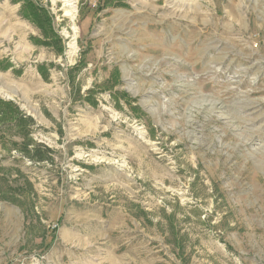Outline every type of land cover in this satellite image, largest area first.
Masks as SVG:
<instances>
[{"label":"rangeland","instance_id":"rangeland-1","mask_svg":"<svg viewBox=\"0 0 264 264\" xmlns=\"http://www.w3.org/2000/svg\"><path fill=\"white\" fill-rule=\"evenodd\" d=\"M24 2L0 0V98L33 120L0 121V264H264V0H33L63 53Z\"/></svg>","mask_w":264,"mask_h":264},{"label":"trees","instance_id":"trees-1","mask_svg":"<svg viewBox=\"0 0 264 264\" xmlns=\"http://www.w3.org/2000/svg\"><path fill=\"white\" fill-rule=\"evenodd\" d=\"M120 6H125L126 4L121 2L119 3ZM24 12H23V11ZM21 11L24 13L25 18L30 19L31 21L35 22V24L39 27L42 37H35L32 38V40L37 44H42L46 46H54L58 48V51L60 53H63L64 45L62 43V38L59 36L57 32L54 31V28L52 26L51 22V16L49 15L48 10L43 6H38L33 2V0H25V2L22 4ZM84 63L80 64L83 65ZM52 65L47 62H41L36 65L37 70L41 74L44 80H48L50 77V71L49 66ZM79 66H74L71 69H77ZM118 95H123V97L128 101V103L131 105V108L134 111H141L140 107L138 105L132 104V99L129 97V94L126 92H117ZM89 100H91L89 98ZM6 103V108L3 110V105ZM92 103H95V101L91 100ZM29 121L32 122L31 117H27L23 115L22 110L19 106L12 100H4L0 98V121L2 122H15V121ZM12 123V125H13ZM16 123V122H15ZM11 125V126H12ZM32 146V147H30ZM44 147V150H41V147ZM25 151L27 154L38 161H49L52 160L51 153L52 149L44 146L40 143L38 144H30L25 147Z\"/></svg>","mask_w":264,"mask_h":264},{"label":"bare ground","instance_id":"bare-ground-1","mask_svg":"<svg viewBox=\"0 0 264 264\" xmlns=\"http://www.w3.org/2000/svg\"><path fill=\"white\" fill-rule=\"evenodd\" d=\"M68 6L70 7L71 4H68ZM66 15L69 16L70 19H72V20L75 19V16H76L75 15V11L74 10H70V9L66 11Z\"/></svg>","mask_w":264,"mask_h":264},{"label":"crops","instance_id":"crops-1","mask_svg":"<svg viewBox=\"0 0 264 264\" xmlns=\"http://www.w3.org/2000/svg\"><path fill=\"white\" fill-rule=\"evenodd\" d=\"M39 72V71H38ZM43 78V77H42Z\"/></svg>","mask_w":264,"mask_h":264}]
</instances>
